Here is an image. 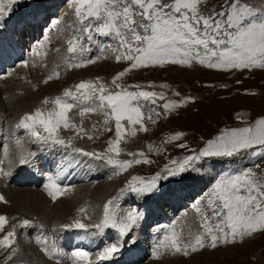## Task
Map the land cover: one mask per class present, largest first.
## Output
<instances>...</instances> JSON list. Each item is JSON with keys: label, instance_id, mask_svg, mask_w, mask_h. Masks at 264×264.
Returning a JSON list of instances; mask_svg holds the SVG:
<instances>
[{"label": "rangeland", "instance_id": "obj_1", "mask_svg": "<svg viewBox=\"0 0 264 264\" xmlns=\"http://www.w3.org/2000/svg\"><path fill=\"white\" fill-rule=\"evenodd\" d=\"M230 2L206 0L200 6V11L211 15ZM243 2L258 12H264V0ZM40 14L43 22L37 25L40 29L33 28L31 31L23 28L17 38L14 33L17 30L16 23L22 21L26 26L33 27L32 22L28 24V18ZM84 27L75 16L72 0H18L11 12L0 20V50L1 47L7 48L9 42L6 40L10 39L20 47L25 46L26 52L24 57L17 58L0 71V169L10 173L7 176L0 173V196L4 197L0 201V215L7 218L0 237L9 231L15 232L13 249L0 248V264H56V256L49 261L45 259L46 254L43 255L41 250L46 246L37 242L39 235L44 232L46 241L51 243V233L54 240L58 236L52 231L60 229V234L64 229H70L64 228V225H72L77 219L86 225L97 224L103 219L104 205L109 200H113L112 207L118 220L129 211L139 216L135 225L123 235L114 227L105 228L102 233L94 228L86 232L94 237H108L107 232L116 231L112 235L114 237L109 238L115 241L113 245L119 250L110 260L119 256L124 247L126 250L127 246H133L139 251L137 259H140L127 264H264V230L245 237L242 242L237 237V243L218 244L213 249L210 247V237L206 234L207 228L214 226V221L210 219L202 227L203 216H211L207 198L216 182L245 169H252L257 176L264 177V156L253 155L254 150H247L232 157H201L176 176H170L166 171L176 167L172 161L179 163L187 156L198 155L209 140L215 139L223 131L251 126L257 119L264 118V68H209L193 59L190 66L166 63L163 66L132 69L117 81L121 89L151 91L158 96L155 104L141 100L143 123L147 131H139L138 125L122 121L127 131L120 143L122 151L119 156L107 152L109 141L115 140V121L106 117L105 111L100 109L83 117L79 115V107L72 109L69 116L77 127L61 128L57 133L59 138L64 139L65 145L39 141L28 130L16 127L22 116L38 108L47 113L55 107L51 103L55 97L62 96L65 89L75 91L74 86L81 81H96L99 78L110 91H120L112 85V80L133 62L123 59L116 61V55L124 51H115L119 48L117 39L92 32V39L88 40ZM31 36L33 40L26 45ZM73 36L80 38L83 48L76 54L67 52V42ZM88 60L96 62L87 64ZM25 61L27 66H24ZM77 63H85L86 66H71ZM56 72L60 73L59 78L55 77ZM49 76H53V79L44 83ZM160 95L164 99H159ZM45 98L49 100L47 105L42 103ZM169 101L178 106L165 110L163 105ZM105 119H108L107 124L104 123ZM80 127L84 131H79ZM107 128L111 131H106ZM133 128L137 129L135 135L131 134ZM40 131L47 135L42 129ZM176 133L183 135L172 140L171 137ZM181 144L186 147H180ZM84 152L99 154L101 158L85 156ZM60 156L64 158L63 164L71 165L68 173L72 172V176L75 174V178L67 183L56 181L65 191L53 201L45 185L49 183L54 168L59 173L65 168L63 164L61 167L56 166L60 165L57 161L61 159ZM109 156L119 161L147 159L150 162L133 163L126 171H120L107 162ZM22 159L26 163H20ZM157 174L167 178L160 179L151 193L141 195L128 188L133 176L148 181ZM67 185L70 187L65 189ZM80 186H87L86 193L82 194L86 196L74 203L69 216L63 217L59 225L53 224L51 217L55 215L49 208L56 205L57 200L67 198L71 190ZM19 189L39 193L44 208L47 207L46 212L51 216L49 220L44 222L40 219V211L35 213L14 204L18 201L13 198L18 195L12 197L14 195L11 194ZM100 193L99 198L95 199ZM197 206L202 209L201 213L195 210ZM81 208L86 209V213H81ZM24 220L30 221V224L22 226ZM173 231L180 235L182 245L194 243L195 237L202 235L206 246L195 252L189 248L187 255L183 250L174 252L161 247V241ZM56 240L60 243V239ZM92 242L97 244L96 240ZM20 244L34 247L39 254L29 259L20 257ZM54 246L57 247L55 242ZM58 247L61 252V249H74L66 245ZM58 257L63 259L61 255ZM63 260H60L61 264H71V260ZM105 261L100 260L97 264H105Z\"/></svg>", "mask_w": 264, "mask_h": 264}, {"label": "snow or ice", "instance_id": "obj_2", "mask_svg": "<svg viewBox=\"0 0 264 264\" xmlns=\"http://www.w3.org/2000/svg\"><path fill=\"white\" fill-rule=\"evenodd\" d=\"M205 2L206 0H168V2L165 0H72V6L77 20L85 25L83 31L88 33V40L92 39V32L99 36L114 37L119 42V48L115 51L124 50L116 55V61L120 62L122 59L133 61L129 68L113 78L112 85L117 89H121L117 81L128 71L150 65L163 66L171 63L190 66L191 60L195 59L209 68H264V12L256 11L243 0H231L220 11L205 15L200 11V6ZM16 3L18 0H0V20L11 12ZM67 43V52L70 54L83 50L80 38L77 36L70 38ZM95 62L88 60L86 63ZM24 66H27V61L24 62ZM71 66L79 68L86 64L77 63ZM59 75V72L55 73L56 78H59ZM51 79L53 76H49L44 83ZM74 87L75 91L65 89L62 96H57L51 101L55 106L52 110L45 113L38 108L33 113L25 114L16 127L28 130L31 136L39 141H52L55 144L65 145L64 139L59 138L57 133L61 128L77 127L69 116L72 109L79 107V115L82 117L100 109L105 111L106 117L115 121V140L109 141L107 152L117 156L122 151L120 143L127 131L122 121H126L129 125H138L139 131H147L143 123L141 100L155 104L157 93L133 92L126 89L110 91L99 78L96 81H81ZM159 99L164 97L160 95ZM42 103L47 105L49 100L45 98ZM177 106L173 101L163 105L165 110ZM104 123L107 124L108 119H105ZM40 129L47 135H43ZM105 130L111 131L110 128ZM79 131L82 132L84 129L80 127ZM136 131L137 129L133 128L131 134L135 135ZM181 135L183 133H176L171 139H179ZM88 138L92 139L91 136ZM179 146L186 147L183 144ZM247 150H254L253 155L264 156V118L257 119L251 126L223 131L215 139L209 140L198 155L187 156L179 163L172 161L176 167L166 171L170 176H176L191 167L193 162L199 161L201 157H232ZM77 151L81 150L77 149ZM83 155H95L96 159L101 158L99 154L88 152H84ZM130 155L137 154L130 153ZM138 155L142 156L143 153ZM107 162L120 171H126L133 163L150 161L147 159L119 161L109 156ZM20 163L26 161L22 159ZM0 173L4 176L10 175L8 172H3V169H0ZM166 178L157 174L145 181L141 177L133 176L128 188L141 195L151 193L156 189L157 182ZM45 189L53 201L65 191L51 178ZM3 200L4 197L0 196V201ZM112 205L113 200H109L104 205L103 219L97 224L86 225L77 219L72 225L63 227H74L84 232L94 228L101 233L105 228L114 227L122 235L126 234L135 225L139 216L134 211H129L118 220ZM207 208L211 216H203L202 227L207 225L210 219L214 221V226H209L206 234L210 237L211 248L215 249L218 244H235L238 242L237 237L242 242L245 237L264 230V177L257 176L252 169H245L218 180L207 198ZM195 210L198 213L202 212L198 206ZM79 211L86 213L84 208ZM6 224L7 218L0 215V232L4 230ZM29 224L28 220L22 221V226ZM14 236L15 232L9 231L0 237V248L12 250ZM38 242L47 245L46 240ZM205 246V237L202 235H197L194 243L182 245L180 235L175 231L161 241V247L174 252L183 250L185 255L188 254L189 248L195 252ZM118 250L116 245L105 247L98 254L97 259H110ZM43 251L50 257L63 255L54 245L51 250L45 247ZM89 257V252L76 249L69 258L73 260V264L80 262L92 264ZM56 264H61L59 259Z\"/></svg>", "mask_w": 264, "mask_h": 264}, {"label": "bare ground", "instance_id": "obj_3", "mask_svg": "<svg viewBox=\"0 0 264 264\" xmlns=\"http://www.w3.org/2000/svg\"><path fill=\"white\" fill-rule=\"evenodd\" d=\"M0 61H1V59H0ZM11 95V94H10ZM12 152V151H11ZM49 153V152H48ZM51 153H49V155H50ZM7 156H8V154H7ZM48 156V155H47ZM48 158H50V157H48ZM60 158L62 159H57V161L60 163V165L58 166V165H56L57 167H61L62 166V162H63V157H61L60 156ZM8 159V158H7ZM25 159V158H24ZM51 159V158H50ZM88 160V159H87ZM16 163V162H15ZM64 166H65V168H63V170H62V172H61V174H64V173H68L69 172V169H70V164L69 163H65V164H63ZM74 171V170H73ZM72 173V172H71ZM71 173H68V174H71ZM82 173V172H81ZM80 173V174H81ZM78 174V173H77ZM81 177H82V175H81ZM53 178V177H52ZM57 178V177H56ZM74 178H75V174H74ZM70 187V185H67V187H65V189L67 188H69ZM87 190V186H80V187H77L75 190H71L70 191V195L67 197V198H61V199H59V200H57V204L56 205H54L52 208H49V210H51L53 213H54V215L55 216H50L48 213L49 212H46V211H48L47 210V207L46 208H44V201L42 200V198L40 197V195H39V193H37L36 191L34 192V191H29V190H21V189H19V190H17L16 192H14V193H12L11 195H14V196H12V197H15V195L17 196V197H15V198H13V200H17L18 201V203H14L17 207H22V208H25V209H30L31 211H33V212H35V213H37V212H39L38 213V216L40 217V219H43V221L45 222V221H47V220H49V218L51 217V221L53 222V224H55V225H59V223L58 222H60V220H62L63 219V217H65V216H69V213L71 212V210L73 209V207H74V203H76V202H78V201H80L83 197H85L86 195H82V194H85L86 192V190ZM22 191H23V193H25V194H23L22 193ZM7 192V191H6ZM71 192H72V194H71ZM102 193H100V194H98V196L96 195L94 198L95 199H98L99 198V196L101 195ZM118 195V194H117ZM80 199V200H79ZM46 200V199H45ZM43 210V211H42ZM45 211V212H44ZM92 211H94L93 209H92ZM60 230V229H59ZM58 230V231H59ZM58 231H52L53 233H57L56 235H58L57 236V238L56 239H60V243H58L57 242V240L55 239H53V234L51 233V235H52V238H51V243H48L47 242V245H45L44 243H41V242H39V244H43V245H45L49 250H51V248L53 247V245H54V242L57 244V249H59V247L58 246H64V244H62V242H61V236H62V239H63V235H62V233L65 231V229L60 233V234H58ZM51 232V231H50ZM114 233H116V231L115 230H110L109 232H107V236H108V238L109 237H114V236H112ZM89 234H91V233H89ZM43 235H45V233L44 232H42L40 235H39V238H41L40 240H37V242L38 241H44V238H43ZM117 236V235H116ZM66 239H70V233H66L65 234V236H64ZM28 239H30V238H28ZM120 239H122V236H120ZM94 240H96L97 241V244H96V246H100V244H101V236H99V237H97L96 236V238L95 239H93L92 241H94ZM28 241V240H27ZM26 241V242H27ZM31 241V240H30ZM29 241V242H30ZM108 243V245L109 246H111V245H113L114 243H115V241L114 240H110L109 242H107ZM30 244H32L31 242H30ZM73 244H74V246L76 247V244H78V243H76L75 241L73 242ZM92 244H94V242H92ZM37 245V244H36ZM95 245V244H94ZM35 248L34 247H32V246H29L28 244H20V246H18V252H19V256L20 257H22V256H24V257H26V259L28 258H31L33 255H36V254H39V252H37V251H35L34 250ZM43 249L44 248H42V253H43V255L45 254V252L43 251ZM62 250V252L61 253H63V255H61L62 256V258H67L69 261L71 260V264H73V260L72 259H70L69 257L71 256V253H72V251H74V250H76L75 248L73 249V250H65V251H63V249H61ZM101 252V251H100ZM99 252V253H100ZM99 253H91L90 254V257H93V256H97ZM138 253H139V251H138ZM17 256V255H16ZM46 258V260H50L51 259V257L50 256H46V255H44ZM121 256V255H120ZM119 256V257H120ZM118 257V258H119ZM117 258V259H118ZM140 258V257H139ZM23 259V258H22ZM22 259H20V260H22ZM25 259V260H26ZM90 259V261H93L94 259L96 260V258H94V259H91V258H89ZM23 261H24V259H23ZM45 261V260H44ZM43 261V262H44ZM68 261V262H69ZM115 261H117V260H115ZM111 262H112V260H111ZM118 262V261H117ZM54 263H56V262H54ZM149 264H157V263H153V262H151V263H149Z\"/></svg>", "mask_w": 264, "mask_h": 264}]
</instances>
